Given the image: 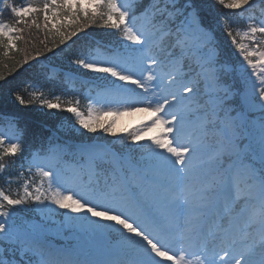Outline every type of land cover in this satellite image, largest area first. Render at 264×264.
<instances>
[{"label": "snow or ice", "instance_id": "obj_1", "mask_svg": "<svg viewBox=\"0 0 264 264\" xmlns=\"http://www.w3.org/2000/svg\"><path fill=\"white\" fill-rule=\"evenodd\" d=\"M213 3L229 15L196 0H0V86L41 66L55 99L15 88L13 105L70 113L82 130L25 156L19 112L0 118L12 133L0 131V264H264V0ZM217 31L238 57L231 83ZM132 112L152 119L115 143L94 138ZM53 227L76 245L56 246Z\"/></svg>", "mask_w": 264, "mask_h": 264}, {"label": "trees", "instance_id": "obj_2", "mask_svg": "<svg viewBox=\"0 0 264 264\" xmlns=\"http://www.w3.org/2000/svg\"><path fill=\"white\" fill-rule=\"evenodd\" d=\"M16 2L19 3L21 1L16 0ZM196 3L202 7V15L208 16L209 18L219 16L220 14L229 15V10L222 9L219 6L214 5L213 0H196ZM89 33H91V35L86 39L93 42L100 41L104 44H112L115 40V37L104 34V30L102 29H89ZM216 37L217 42L220 44V57L224 60V62H230L231 49L229 45L226 43V40L220 31H217ZM84 39L83 34H81V39L78 40L73 47L79 48L83 44ZM41 59L45 58L42 57ZM60 62L61 58L59 56H54L51 53L48 54V58L45 60L46 64H59ZM6 63L10 67L12 61L7 60ZM40 68L41 66L39 65H34L33 67L25 66L24 69L19 71L18 75L9 76L8 83L0 86V118H2L5 113L10 111H18L22 117L20 120L21 125L27 128V136L25 137V156H27L32 150L38 149L42 144L46 143L52 132L57 130V126L62 121H71L73 118L70 113L63 111L53 110L52 112H49L47 109L35 106L19 109L18 106L13 105L12 100L8 96L9 90L20 88L23 91V89L27 87V98V94L33 92L31 89L33 87L32 85H36L35 88H39V85L44 84V76L40 71H38ZM0 71L7 73L8 69L5 68L3 64H0ZM85 90L86 89L78 93L81 98L80 110H82L87 103V100L83 99V93ZM45 91L49 93L50 89L45 87ZM54 91L59 93L60 89L57 88ZM69 98L71 97L62 95L61 102ZM2 182L4 181L2 180Z\"/></svg>", "mask_w": 264, "mask_h": 264}, {"label": "rangeland", "instance_id": "obj_3", "mask_svg": "<svg viewBox=\"0 0 264 264\" xmlns=\"http://www.w3.org/2000/svg\"><path fill=\"white\" fill-rule=\"evenodd\" d=\"M20 1L21 2H19L18 4L28 2V0H20ZM32 2L40 4V3H43V0H32ZM220 33L222 34V36L226 40V43L229 45V47L231 49L230 42L227 41V37L224 36V34L221 31H220ZM106 45H111V44H106ZM230 60H231L230 62H224V60L220 57V61L222 63L230 65L234 69V71L231 73V75L229 77L225 78L229 83L232 82V77H235L237 75V72L235 71V69L239 68L238 57H237V55L234 54V50H232V49H231ZM49 73H50V70H49ZM253 79H255V78L253 77ZM31 89L33 92H36L37 95L39 94L40 91L43 90L45 92V95L47 98L55 99L54 96L49 95V93L45 91V88L32 87ZM87 93H88V90L85 91V94H87ZM91 95H95V92L93 91L91 93ZM88 106L89 105L87 102L85 108L82 110L85 115H87ZM93 107L96 109H99L101 106L99 104H97V105H94ZM137 117H139L138 120H136ZM113 118L114 117H104V119H108V120H111ZM151 119H152V117L149 113H142V112H140V113L132 112L131 114L126 113L124 115H121V116L115 118L116 123H115L114 131L116 133V136L104 135L102 133L97 132L96 134H94V138L97 140L102 139L104 141H112L115 143V142H118L121 138L126 137L128 132L142 127L145 123H149ZM0 131L5 132L6 135L9 138H11L12 133L10 130L7 129L6 125L0 124ZM80 131H82V130H79L78 126H76L74 124V117H73L71 121H69V120L62 121L57 126V131L53 132L50 137L54 141H58L61 143L67 142V143L74 145V144H78L81 140V137L79 135ZM87 135L88 134H85V136H87ZM144 135L146 137H150L153 135V133L152 132H145ZM33 171H35V169H33ZM3 185H4V182H2V180L0 179V187H3ZM45 187H46V185H45ZM6 190L8 191V193L10 195H15L19 189L17 188V185L15 183H13ZM20 211H21V214L24 215L26 220H30L33 222L38 220V215L36 213L32 212L30 209H24V210H20ZM55 219L57 221V226H58L59 220L61 218L56 217ZM50 232H51V239L56 246H61V245L69 246L70 244H71L70 246H73V245H76V243H77L73 234L69 230H64L63 232H61V234L59 236L56 235L55 227L50 229Z\"/></svg>", "mask_w": 264, "mask_h": 264}, {"label": "bare ground", "instance_id": "obj_4", "mask_svg": "<svg viewBox=\"0 0 264 264\" xmlns=\"http://www.w3.org/2000/svg\"><path fill=\"white\" fill-rule=\"evenodd\" d=\"M137 113H140V112H137ZM138 119H139V117L136 118V120H138ZM70 245H71V244H70ZM70 245H69V246H70ZM73 246H74V245H73Z\"/></svg>", "mask_w": 264, "mask_h": 264}]
</instances>
